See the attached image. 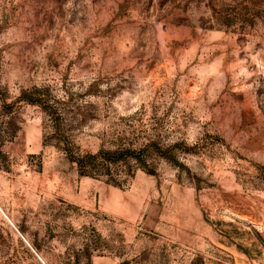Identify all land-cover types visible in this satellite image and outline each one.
I'll return each instance as SVG.
<instances>
[{"label": "rangeland", "instance_id": "obj_1", "mask_svg": "<svg viewBox=\"0 0 264 264\" xmlns=\"http://www.w3.org/2000/svg\"><path fill=\"white\" fill-rule=\"evenodd\" d=\"M0 264H264V0H0Z\"/></svg>", "mask_w": 264, "mask_h": 264}, {"label": "trees", "instance_id": "obj_2", "mask_svg": "<svg viewBox=\"0 0 264 264\" xmlns=\"http://www.w3.org/2000/svg\"><path fill=\"white\" fill-rule=\"evenodd\" d=\"M123 158L125 159L121 150L100 151V163L97 160L98 156L89 155L82 159L78 158V166L82 174L92 175L96 168L100 167V170L105 169V167H109L111 164Z\"/></svg>", "mask_w": 264, "mask_h": 264}]
</instances>
